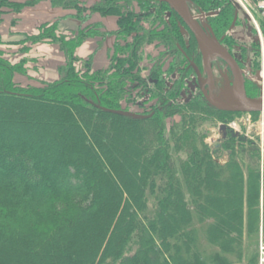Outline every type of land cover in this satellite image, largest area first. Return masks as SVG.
I'll return each instance as SVG.
<instances>
[{"label":"trees","instance_id":"16d2710c","mask_svg":"<svg viewBox=\"0 0 264 264\" xmlns=\"http://www.w3.org/2000/svg\"><path fill=\"white\" fill-rule=\"evenodd\" d=\"M193 1L218 11L213 29L226 34L236 3ZM162 5L172 17L151 14L158 31L140 28L113 2L96 6L119 16L118 35L133 34L132 41L116 44L106 69L75 71L83 31L65 45L69 62L62 78L46 87H16L19 65L0 59V264H258L259 258L245 259L243 240L247 231L259 242L261 151L235 133L215 147L206 142L204 122L239 113L218 110L199 94L178 99L193 52L182 46L184 22ZM47 33L54 39L53 30ZM151 42L176 51L170 74L175 67L180 72L169 88L152 70L161 106L144 119L105 110H121L128 84L143 86L133 71Z\"/></svg>","mask_w":264,"mask_h":264},{"label":"rangeland","instance_id":"374dc122","mask_svg":"<svg viewBox=\"0 0 264 264\" xmlns=\"http://www.w3.org/2000/svg\"><path fill=\"white\" fill-rule=\"evenodd\" d=\"M28 1L30 0H8L4 1L2 7L0 8V59H3L4 61H7L13 65H19V71L15 72L13 76L14 84L18 88L29 90L33 88H43L46 87L50 82H53V80H42V78L38 76V55H35L34 53L36 48L34 46L37 44L47 42L55 44L60 48L63 58L61 61L59 60V63H62V61L64 62L63 64L59 65L60 77L56 79L59 80L63 76L62 70L68 65L69 62V56L65 45H68V43L78 39L82 31L83 35L87 34V36L75 50L73 64L75 71L88 72L89 65L91 68L89 71H91V73L97 69H106L110 65L113 55H115L117 46L116 44L120 43L121 45H125L126 41H124V38L132 41L133 34H129V31H122V33L118 35L117 31L120 28L119 21L117 23L118 28L116 26L114 31H109L106 27V23L100 19L102 16H111L118 19L119 16L115 14H104L101 10H97L96 6H105L109 2H113L122 10V15L125 18L127 16L134 17V19H136L135 21L139 23V27H142L146 31H151L152 29L158 31V29L162 28L161 25H159L160 22H152L153 17L151 14H156V12L160 11V17L165 21L170 20L172 17L171 11L167 9L163 10V0H78V3L75 5L76 7H74V5H56L52 0H40L36 4L27 3ZM190 3L197 15H200L202 12H207L202 9L195 1L190 0ZM18 4L19 6L23 5L24 7L16 9V5ZM53 7L58 11L53 10ZM25 8H27V11L30 10L31 18L35 20L34 22L37 27H34L35 31L33 32L21 30L17 31L15 29L16 22H19V19H21V11ZM134 14H137V17L134 16ZM45 15H48V17H46L47 20H45L46 22L42 21V18ZM70 16L75 17L77 21H79V27L75 31L62 30L60 28L62 20ZM239 18L240 20H237V24L239 25L241 23V25L236 26L233 30L231 29L223 36L230 41H232L234 37L237 38V41L233 45L235 49H237L238 52L242 54L244 60H247V57H250L249 49H254V51L257 52V55H255V58L254 56L250 57L252 59L251 66L257 67L260 62L258 52L261 48L257 30L253 27L250 17L242 7L239 8ZM201 21L204 27L207 26L208 18L201 17ZM19 27L21 26L19 25ZM48 29L54 31L55 40L52 38L53 36H51L53 34L47 33ZM181 31L183 38V48L187 50L189 49L191 52H193V61L198 66L200 65V68H206L207 73L203 72L204 81L202 85H199L197 81L198 77L191 65V62L189 63L188 61L187 66L185 63L183 67H187V69H190L192 73L188 77V80H186V89L182 91L178 99L184 101L187 97L199 94L207 100L206 94H212L214 99L218 100L219 102H224L223 94L227 89V80L232 81V71L228 70L227 68L224 69L225 67L222 64L218 65V62L213 58H208L205 54L203 55V52L199 47L195 37L185 24L181 25ZM107 34L111 35L113 40L111 42L110 48L108 49V56L105 55L106 59L103 63L104 65L101 63H98L100 65L96 64L102 57H97L95 52L89 54L88 56H81L79 54V48H81L88 38L96 36L101 38L103 36L105 37ZM192 38L196 41L197 46L193 45ZM64 39L65 42H63ZM166 52V48L159 42L144 44L142 50L140 51V54L142 55L140 64L138 68L133 71L134 76L141 77L139 84L143 86L137 88L136 84H134L133 87H129V84L127 85L126 89L128 93L121 101V110L132 111L148 116L154 113L155 110L161 106L160 98L156 97L155 94V92L159 91L158 82L153 83L151 80H149V77L152 75V70L154 69L161 72L162 75L160 76V79H163L166 82V85H169V88L174 86V82L180 76V72L176 67V70L170 74L172 63L176 61V57H169L167 54H165ZM95 65L98 66L96 67ZM249 71L253 75V72H251L250 68ZM251 82L255 87H257V83L254 81ZM193 85H196V90H192L191 86ZM98 87L101 88V86ZM247 114L248 113H239L231 116L226 115V118H229L228 121L224 122L221 119H218L213 123L204 122L201 128L207 134L206 142L212 147H215L217 140L221 137V135L218 134L220 133V130H222L221 125L224 124L226 127L231 128L232 124V131L234 133L235 131H239V135L235 133V136H244L246 141H254L253 143L255 145L253 144L252 146L260 149L261 154L259 163L262 164V161L264 163V126L261 122V115H258L261 113L258 112V114L251 115ZM176 119H179V117H175L173 119L167 118V125H171V123H173V121ZM241 119L244 122L239 121ZM245 131L249 132L248 135L253 138L249 137L250 139H248V136L246 137L244 134H242ZM221 159L224 160L226 158ZM263 224L264 218L260 216L259 232ZM246 233L244 235L243 245L246 248L245 251L247 252L248 257L245 254V259L248 260L247 258L252 257L257 259L259 258V242L257 240L255 241L253 235ZM233 264L243 263L237 261Z\"/></svg>","mask_w":264,"mask_h":264},{"label":"water","instance_id":"95a60500","mask_svg":"<svg viewBox=\"0 0 264 264\" xmlns=\"http://www.w3.org/2000/svg\"><path fill=\"white\" fill-rule=\"evenodd\" d=\"M174 10L182 19L187 28L191 31L195 37L199 47L201 48L203 55L208 58L217 59L223 62L226 66L232 69L235 77V83L232 87V92L228 95L225 93L224 102H219L214 99L212 95L206 94L207 101L214 107L233 113H261L264 112V102L256 98H253L250 93L251 81L257 83V79L261 80V73H256V78L248 76V74L239 65L236 58L230 53V51L217 39L212 40L202 24L201 17H208L210 15L217 14L218 12H202L197 15L190 3V0H163ZM235 24V23H234ZM191 65L194 67L198 79H201L202 73L198 65L192 61ZM105 110L117 113L124 116L133 117L136 119H144L149 115H143L127 110H115L105 108ZM222 130L224 136L226 135V125H223Z\"/></svg>","mask_w":264,"mask_h":264},{"label":"crops","instance_id":"0c3cea01","mask_svg":"<svg viewBox=\"0 0 264 264\" xmlns=\"http://www.w3.org/2000/svg\"><path fill=\"white\" fill-rule=\"evenodd\" d=\"M27 8L23 9L21 11V19H19V22L21 20V22H16V26L15 29L21 30V31H26V32H33L35 31V20L33 18H31V12L30 10L27 11ZM53 10L58 11L57 9H55L53 7ZM54 13V12H53ZM46 17H48V15L43 16L42 21L47 20ZM33 20V21H32ZM102 20L104 23H106V27L108 28L109 31H114L117 26L118 28V19L116 17H105L102 16V18L100 19ZM18 21V20H17ZM46 22V21H45ZM87 23V22H85ZM84 23V24H85ZM19 25L21 27H19ZM79 21H77V19L73 16H70L66 19H63L61 24H60V28L62 30H76L79 27ZM37 27V26H36ZM115 28V29H114ZM112 36L107 34L105 37H92V38H88L85 43L81 46V48H79V54L81 56H88L89 54L95 52V55L97 57H102L100 59L98 63H101L102 65H104V61L106 59V56H108V49L111 46V42H112ZM99 45V47H98ZM35 55H38V63H39V67H38V76L40 78H42V80H46V81H54L56 79H58L60 77V72H59V65L63 64L64 61H62V63H59V60H62V55H61V50L60 48L55 45V44H51V43H40L35 45ZM98 47V50H97ZM34 55V54H33ZM106 55V56H105ZM100 65V64H98ZM98 65H95L96 67ZM239 121H243L242 119ZM244 122V121H243ZM246 132V131H245ZM242 133L244 134L246 137L248 136V139L253 138L251 136H249V132L246 133ZM235 133H237V135H239V131H235ZM250 137V138H249ZM264 163L262 161V164L260 163V193H259V215L261 217H264ZM262 179V180H261ZM248 174L247 171L245 169L244 171V182H245V186H246V194H247V186H248ZM246 215H247V211H246Z\"/></svg>","mask_w":264,"mask_h":264},{"label":"flooded vegetation","instance_id":"af4514ba","mask_svg":"<svg viewBox=\"0 0 264 264\" xmlns=\"http://www.w3.org/2000/svg\"><path fill=\"white\" fill-rule=\"evenodd\" d=\"M237 5V8H236V12H235V18H234V20L232 21V25H231V27H230V29L229 30H227L226 31V33L228 32V31H230L231 29L233 30L236 26H240L241 25V23L238 25L237 24V20L239 19L240 20V18H239V8L241 7V6H239L238 4H236ZM172 9V8H171ZM214 12V11H213ZM218 12V11H217ZM206 13H209L208 11L206 12ZM218 14V13H217ZM217 14H214V15H210V16H208V17H204V18H208V24H207V26H205V30H206V32H207V34H208V36L212 39V40H214V39H217L220 43H222L229 51H230V53L236 58V60L238 61V63H239V65L243 68V70L248 74V76H250V77H253V78H255V76H256V73L258 72V71H260V73L262 74V72L264 71V50L262 49L263 47H262V43H261V40H260V38H259V40H260V45H261V48H260V50H259V61H260V66H259V68H257V67H253V66H251V64H252V59L250 58V57H252V56H254V58H255V55H257V52H255L254 51V49H249V56L250 57H247V60H244L243 59V57H242V54L240 53V52H238V50L237 49H235V47H234V43L237 41V38L236 37H234L233 38V40H232V42L230 41V40H228L226 37H224V36H221V37H219L217 34H216V32H215V30L213 29V26H212V23H211V20H212V18L214 17V16H216ZM248 15V14H247ZM235 23V24H234ZM258 33V32H257ZM233 34V33H232ZM259 36V35H258ZM232 43V44H231ZM181 51L182 52H184V53H187V51L186 50H183V48H181ZM167 55L170 57H172V56H176V51L175 50H173V49H169V50H167ZM214 60H216L218 63V65H220V64H222V65H224V69H228V70H230V71H232V69L231 68H229L228 66H226L223 62H221V61H219V60H217V59H214ZM192 62V61H191ZM254 62V61H253ZM200 66V65H199ZM198 66V67H199ZM193 67V66H192ZM200 68V67H199ZM249 68L251 69V72H253V75L250 73V71H249ZM193 69H194V67H193ZM200 70H201V73H202V76H201V79L199 80H197L198 81V84L199 85H202L203 84V72L204 73H207V71H206V68L204 69L203 67H201L200 68ZM194 71H195V69H194ZM196 73V72H195ZM232 73H233V71H232ZM197 75V74H196ZM188 80V79H187ZM208 80V79H207ZM205 82H206V79H205ZM234 83H235V77H234V73H233V75H232V81H230V80H227V84H226V90L224 91V93L226 94V95H228V94H230L231 92H232V87L234 86ZM255 86L251 83V86H250V93H251V96L253 97V98H256L257 96L256 95H259L260 94V92H261V89L259 88V86L257 85V87H255ZM191 88H192V90H196L197 88H196V85H193V86H191ZM225 94H223V99L225 100ZM212 95V94H211ZM213 96V95H212ZM213 98H214V96H213ZM211 105V104H210ZM216 108V107H215ZM216 109H218V108H216ZM218 110H220V109H218ZM221 111H223V110H221ZM226 112H228V111H226ZM250 114H252V113H250ZM243 115V114H242ZM227 128H230V127H226V135L224 136V132L222 131V130H220L221 132H222V134H223V136L221 135V137L219 138V140L217 141V142H222V139H225L226 137H229L230 135L232 136V133H234L233 131H232V128H230V129H227Z\"/></svg>","mask_w":264,"mask_h":264},{"label":"built area","instance_id":"2783aa9c","mask_svg":"<svg viewBox=\"0 0 264 264\" xmlns=\"http://www.w3.org/2000/svg\"><path fill=\"white\" fill-rule=\"evenodd\" d=\"M236 4L241 6L248 16L250 17L253 25L257 29L259 38L262 43V49L264 50V33L262 31L261 21L264 22V0H233ZM256 78V76H255ZM264 71L261 74V80L257 79V85L261 89L260 94L256 97V99L264 102ZM251 115V114H247ZM261 122L264 126V112H261ZM226 124V123H225ZM224 125V124H223ZM221 125V127L223 126ZM232 128V124H231ZM222 135V132L218 133ZM215 142V141H214ZM258 264H264V224L261 226L259 232V259Z\"/></svg>","mask_w":264,"mask_h":264},{"label":"bare ground","instance_id":"6f19581e","mask_svg":"<svg viewBox=\"0 0 264 264\" xmlns=\"http://www.w3.org/2000/svg\"><path fill=\"white\" fill-rule=\"evenodd\" d=\"M263 84H264V82H263Z\"/></svg>","mask_w":264,"mask_h":264}]
</instances>
